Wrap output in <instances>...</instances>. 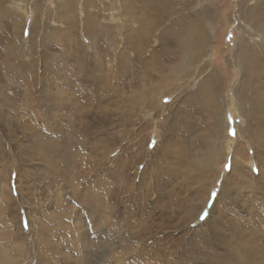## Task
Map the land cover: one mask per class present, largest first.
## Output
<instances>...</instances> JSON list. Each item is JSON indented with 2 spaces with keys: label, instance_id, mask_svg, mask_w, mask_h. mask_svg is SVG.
Listing matches in <instances>:
<instances>
[{
  "label": "rangeland",
  "instance_id": "rangeland-1",
  "mask_svg": "<svg viewBox=\"0 0 264 264\" xmlns=\"http://www.w3.org/2000/svg\"><path fill=\"white\" fill-rule=\"evenodd\" d=\"M35 1L0 0V88L5 96L4 101L0 96V259L6 260L5 264H13L11 258L14 264H44L43 261L45 264H235L228 250L238 252L245 260V248H254L257 243L264 246V185L257 190L246 183L237 186L235 175H231L227 184L235 190L218 198L223 176L230 167L231 145L236 140L230 130L236 133L235 129L228 131L230 139L225 142L226 147L223 145L227 159L217 166L220 176L215 182L211 177L213 172L204 176L194 165L202 139L209 137L211 131L203 106L185 103L184 116L193 129L190 133L183 130V141L173 144L170 126L174 123V104L167 107L165 103V98L170 102L173 95L161 87L166 80L159 75L161 65H145L149 52L157 50L158 53L159 40L150 38L142 56L130 63L126 53L131 56L135 50L125 44L129 38L122 34L126 33V26L137 21L117 16L118 7L113 4L121 0H75L77 17L84 14L83 9L99 8L103 22L100 31L109 37V40L97 38L101 45L94 48L102 61L101 69L90 64L91 49L73 48L85 56H82L85 69L89 67L88 74L93 77V80L83 79L77 73L84 69L81 56L79 63L64 61L62 56L56 61L52 59L53 55L62 53L58 41L64 37V25H70L71 38L86 44L82 23L77 28L76 23L73 26L59 19L60 7L67 0H38V6ZM177 1L180 7H176L173 19H179L183 13H201L205 8L211 39L204 59L221 74L226 99L230 100L226 107L230 126L240 123L234 100L230 99L239 75L226 63V56L241 36L235 19L240 0ZM11 11L13 15L27 18L22 32L21 22L12 34L14 22L8 16ZM167 21V26L175 25L170 19ZM115 45L119 54L116 47V52L113 51ZM10 65L13 67L8 71ZM43 66L58 69L45 74ZM109 66L113 74L108 76L110 87L106 88L100 85L99 76H105ZM68 72L73 78H69ZM122 72L127 77L118 80L115 75ZM52 76L58 80L52 81L53 87L62 86L79 94L80 102L75 105L74 101L60 100L63 103L51 105L56 100L53 98L48 101L52 112L47 115L38 108L43 104L37 94L44 91L46 84L51 85L48 80ZM69 82L75 83L72 88L67 85ZM194 83L188 79L184 87L193 91ZM106 91L113 95L106 98L103 95ZM159 94H164L162 111L157 105ZM81 95L90 99L85 100ZM79 104L83 109L78 108ZM168 113V124L162 126ZM47 141L51 142L50 146L41 145ZM153 142L155 146L160 143L161 147L155 150L150 146ZM259 157L264 170V159ZM146 159L154 163L162 176L157 182L159 188L147 191L142 198L139 191L144 192L134 190V185L139 182V172ZM119 166L131 177L129 180L118 175L117 178L107 176L108 171ZM143 180L141 177L140 181ZM105 187L112 195L107 194ZM96 193L104 196L97 198L100 203H94ZM108 204L113 214L111 219L104 220L99 213L105 210L110 217ZM202 215L206 219L202 220ZM253 233H258L256 241L250 239ZM258 262L252 263L264 264V261Z\"/></svg>",
  "mask_w": 264,
  "mask_h": 264
},
{
  "label": "bare ground",
  "instance_id": "bare-ground-1",
  "mask_svg": "<svg viewBox=\"0 0 264 264\" xmlns=\"http://www.w3.org/2000/svg\"><path fill=\"white\" fill-rule=\"evenodd\" d=\"M36 1L35 2L37 3V6H38L39 5L38 0ZM176 2L178 1L177 0H121L119 1L118 4H117V1L114 2L113 6L117 5L118 7V10H117L119 14L117 15L118 17H122L124 18V20H130L134 22L137 21L135 24L129 25L128 28L126 26L124 28L126 33L122 34L123 36L125 35L126 39L129 38L128 43L125 42L126 39L124 40L125 44H127L131 50L132 48L135 50L134 53L132 52L131 56L129 53H126L127 61L131 63L133 62L134 58L135 59L137 57L140 58L142 56L143 51L145 50L146 42L150 38H153V37L157 38V40H159L158 53H157V50H153L149 52V55H148L149 61L147 62V64L145 63V65H151V66H153L154 64L161 65L160 70L162 71L159 75L166 79L162 83L161 87L163 89H166L169 95L171 94L173 95L172 100H170V102H168L167 104V107H172V105L174 104V108H173L174 109V113H173L174 123L173 125L170 126L171 134H173V137L175 140V141L173 140L174 141L173 144L177 145L178 143H181L183 141L184 139L183 130H185L184 132L186 133H190L192 131L193 128L190 125H189L190 127L187 125L188 120H186L187 116H184L185 109L183 107L184 105H186L185 103L188 104L191 102H196L197 104L205 108V111L208 114V118H209L208 127L211 128V131H210L209 137L205 136L202 139L201 151L195 158V164H194L195 167L198 170H201L202 172H204V176H209L206 173L210 172V174H212L213 172V176L211 177L213 178L212 181L215 182L217 178L220 176L218 172L219 170H216L218 168L217 166L219 164L225 163L227 159V155L224 150L226 149L225 142H228V140L230 139V137L228 136V131L231 128L235 129L236 140L232 145L230 144L232 147V154L229 160L230 167H229V171L223 176V186L221 187L218 198H220L221 196L225 197V195H228L229 192L235 190L233 189L234 188L233 186L229 187L227 184L231 178L230 177L231 175H235V184L237 186L238 185L241 186L240 184L246 183L249 186H252L254 189L257 190L258 188H261L262 185H264L261 180L262 178L261 176L262 174H264L263 173L264 170L262 166L263 162L259 157V156H262L264 159V91H262L264 90V0H240L239 2H237L238 13L235 14V19L237 20V24H238L237 27L241 33V36L239 40L237 41L236 46L231 51V53L226 56V63L228 64V66H231L232 68L236 69L239 75L236 84H234L233 94L230 99L233 98L235 111L237 115H239L241 120H240V123H237V124L235 123L233 126H230V123L227 120L226 107H228L227 105L230 103V100L226 99V91L224 90V85H223L221 74L217 70L209 67L210 65L209 60L205 61L204 59L205 55L208 54L207 49L210 45V39H211V29L209 27V20L206 17L207 15H205L206 13L204 12L205 8L204 7L202 8V11L204 13L201 11V13L193 14L194 16L190 13H187V14L183 13L182 16L179 15L180 16L179 19L178 18L173 19L172 14L177 12V8L180 7V6L177 7ZM247 3L251 5H248ZM62 6L60 7V14H58L59 19L63 20V22L65 21L64 23L71 24V25L76 23L77 28L79 24L82 23L84 35L86 37L85 38L86 44L78 41V38L77 39L71 38V35L73 32H72L70 25H64L63 26L64 37L62 39L60 37L61 41H58L60 49L62 50V53L53 55L52 56L53 61H56V58L58 56H62L64 58V61L70 59L71 61L79 63V56H81L82 60L85 56L82 53H79V50L77 52L74 51L73 48L76 49V47L80 46L84 50L91 49L92 57H90L89 62H91L90 64H92V66L94 64L95 66H98V68L101 69L102 61L98 57V54H96L97 51L94 48L95 47L100 48V45H101V41L97 38H100L101 40H104L106 38L107 40H109L108 39L109 37L107 36V34L102 33L100 31V28L103 29V22L101 20L102 19L101 15H99V8L97 7L96 9H93V11L90 9L84 10L82 8L84 11V14L81 17L79 16L77 17L76 15L77 10H75L77 9L75 0H67L66 5L63 7ZM1 13H2V10H1V3H0V14ZM46 13H47V10H46ZM8 16L14 22L12 26V32H13L12 34L16 33L17 27L21 25V22L23 24H22V27L21 28L19 27V28L21 29V32H22L24 26L26 25L27 18H23L19 15H13L12 11L10 12V14L8 13ZM169 19L171 20V22H174L172 24H175V25L170 24L169 26H167L168 24L167 20ZM34 22H35V17H34V20L32 19L30 21L31 23L29 26L30 30L33 29ZM128 33L130 35H128ZM109 43H112V42H109ZM128 46H125V47H128ZM115 47H116V50L118 49V47L115 45L113 47V51H115L114 49ZM12 50L14 49L12 48ZM117 52L119 54V49L117 50ZM81 65L84 69L82 72H77L78 76L83 79L86 78L88 80H93V77L89 75L90 73L88 74L89 67H88V70H87V66L85 69L84 60L81 63ZM127 65H128L127 67L129 68L130 64L128 63ZM117 66H120V65L117 64ZM123 66H125V62ZM12 67L13 66H11V68H8L9 69L8 71L12 70ZM5 69L7 70V68ZM57 69H58L57 66L53 68H47V69L46 67L42 68L45 74L46 73L48 74V70H57ZM84 70H86L87 72H85ZM107 70H108V73L104 74L105 76H102V77L99 76L100 78H102V81L100 80V85L103 84L104 86H106V88H108L109 86V83L107 82V79L109 78L108 76L110 74H113L110 69V66H109V69ZM119 73L118 75H115V77L118 80L119 79L124 80L127 77V75H125L124 72H122V74H119ZM70 75L71 74H69L68 72V76ZM56 78H57L56 76H52V78L48 81L56 82L55 81L57 80ZM69 78L70 79L73 78V75H71ZM188 79L189 80L192 79V81H195L194 83L195 88L193 91L184 87V84L186 83ZM168 80L172 81L173 83L167 82ZM53 82L51 83L50 86L46 84V86L48 87L44 86L42 89L44 91H42V93L40 92L39 94H37V95H40L39 97L42 98L41 103L43 105H41V107H38L40 108V111L42 113L47 114V115L50 114L52 112V108L50 106L55 102L56 103L61 102L60 100H63V102L74 101L73 104L77 101L78 103L80 102L79 94L75 92L73 93V92L66 91V89L62 88V86L53 87ZM74 84H72V82H69V84L67 85L69 87L71 86L72 88ZM92 84L94 83L92 82ZM43 85H44V82H43ZM255 87L257 88L255 89ZM26 92H25V96L27 94ZM111 92H113V90H111ZM111 92L106 91L105 93H103V95L106 96V98L111 97V95H113ZM0 96H1V100L4 101L5 96L3 95L1 88H0ZM104 96H102V98ZM163 96L164 94H159V97L157 98L158 99L157 105L159 107V110L161 111H162V108L165 107L164 105L162 106L161 104ZM29 97L30 95L26 96V98H29ZM80 97L84 98L85 100L86 98L88 100L90 99L89 96L84 97L81 95ZM155 97L156 96L152 98H155ZM53 98H55L56 100L51 101ZM48 101L52 102L51 105L48 104ZM54 108L58 111L57 107H54ZM78 108L83 109V107L81 108V105ZM88 113H91V112H88ZM51 116L52 115H50V117ZM169 116H170L169 113L164 116V119L161 122L162 126L163 124L165 125L168 124ZM154 125L156 126V124ZM154 125L152 124V127ZM167 127L169 128V126ZM59 133L62 134L61 132ZM175 136H176V139H175ZM57 137H58V134H57ZM101 138H104V137H101ZM60 140L61 138L57 141H60ZM51 142L53 141L51 140ZM51 142L50 141H47L44 143L41 142V145L49 144L50 146ZM57 147H59V144L57 145ZM160 147L161 145L160 143H158V145H156L154 149L156 150V149H159ZM162 153H164V151ZM247 153L251 155L249 154L247 155ZM100 159H103V157H100ZM100 159H98V163ZM95 163L98 164L97 160L95 161ZM253 164L255 165V168H257V171L253 169L254 167ZM139 173H140V178L138 179L139 182L138 184L134 185V190H137V192L139 191V189L142 190L144 193H141L140 191L139 193H140V197L143 198V194H147V191H150L153 189L157 190L159 188L158 185L160 184L157 182L159 180L161 173H160V170L157 167H155L154 163L149 161L148 159L145 160L144 166ZM116 175L121 176V178L125 177L126 180H129L131 178L130 176L126 174L122 166H119V168H116V170L114 169L111 172L108 171V174H107V176H112V178L116 177ZM141 177L144 179L143 181H140ZM208 178L209 177H207V179ZM231 183L233 184L232 181ZM226 184L229 188H227ZM76 189L78 192L79 191L78 188ZM105 189H106L107 194L112 195L110 189H107V187H105ZM139 193H137V195H139ZM93 198L94 200H97V198L100 200V198H104V196L102 197V195H100L99 193H96ZM99 200L95 201L94 203H100ZM107 207L109 210L110 217L107 215L105 210H103L101 215L99 213L100 218L104 220L106 218L111 219V216L113 214L112 207H110L109 204ZM126 213H129V210L128 211L126 210ZM257 235L258 233L256 235L253 233L252 235L253 238L251 237L250 239L251 240L259 239V237H255ZM257 242H260V241L257 240ZM23 244H25V242ZM38 245L40 244L38 243ZM108 248L111 249L110 246H108ZM228 253H229L228 256L230 257V260L235 262V264H243L242 262H244V264H253L256 261H259L258 263H262V261H264V246H262L260 243H257L256 247L254 248H251L250 246L245 248V253H246L245 260L243 257L240 256L241 254H239L236 251L228 250ZM3 261H6V260H3ZM3 261L0 259V264H5ZM10 262H13L14 264V261L12 260V258L10 259ZM43 263L45 264L47 262L43 261ZM80 263L84 264L83 262H79V264Z\"/></svg>",
  "mask_w": 264,
  "mask_h": 264
},
{
  "label": "snow or ice",
  "instance_id": "snow-or-ice-1",
  "mask_svg": "<svg viewBox=\"0 0 264 264\" xmlns=\"http://www.w3.org/2000/svg\"><path fill=\"white\" fill-rule=\"evenodd\" d=\"M168 102H169V100H168V98L166 97V98H165V103H168ZM230 134L235 135V132H234L233 130H230ZM150 146H151V147H155V142H153V144L150 145ZM113 155H115V153H113ZM227 167H228V166H227ZM212 195L215 196L216 193L213 192ZM201 219H202V220H203V219H206V216H205V215H202V216H201Z\"/></svg>",
  "mask_w": 264,
  "mask_h": 264
}]
</instances>
